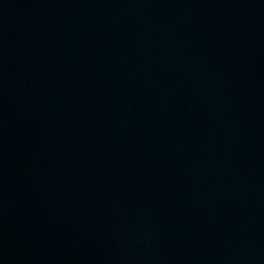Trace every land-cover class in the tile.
Wrapping results in <instances>:
<instances>
[{"label":"water","instance_id":"1","mask_svg":"<svg viewBox=\"0 0 264 264\" xmlns=\"http://www.w3.org/2000/svg\"><path fill=\"white\" fill-rule=\"evenodd\" d=\"M0 264H264V0H0Z\"/></svg>","mask_w":264,"mask_h":264}]
</instances>
